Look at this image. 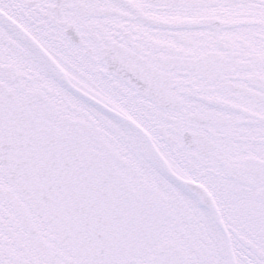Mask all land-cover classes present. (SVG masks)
I'll return each mask as SVG.
<instances>
[{
  "label": "snow or ice",
  "instance_id": "6c2138e0",
  "mask_svg": "<svg viewBox=\"0 0 264 264\" xmlns=\"http://www.w3.org/2000/svg\"><path fill=\"white\" fill-rule=\"evenodd\" d=\"M0 264H264V0H0Z\"/></svg>",
  "mask_w": 264,
  "mask_h": 264
}]
</instances>
